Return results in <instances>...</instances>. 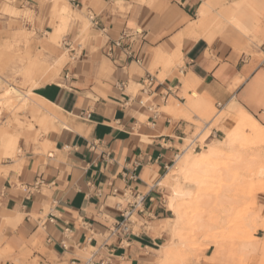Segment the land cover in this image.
I'll return each instance as SVG.
<instances>
[{
  "label": "crops",
  "instance_id": "0c3cea01",
  "mask_svg": "<svg viewBox=\"0 0 264 264\" xmlns=\"http://www.w3.org/2000/svg\"><path fill=\"white\" fill-rule=\"evenodd\" d=\"M56 1L0 0L2 46L20 41L4 4L33 17L31 93L6 88L41 120L8 132L16 159L0 142V264H153L186 141L201 148L228 132L235 103L264 125V0H62L66 24ZM226 27L242 34L219 36ZM59 59L51 79L40 63ZM256 210L264 216V194ZM128 211L129 231L115 230Z\"/></svg>",
  "mask_w": 264,
  "mask_h": 264
},
{
  "label": "rangeland",
  "instance_id": "374dc122",
  "mask_svg": "<svg viewBox=\"0 0 264 264\" xmlns=\"http://www.w3.org/2000/svg\"><path fill=\"white\" fill-rule=\"evenodd\" d=\"M62 5H64L63 1L57 0L56 2H53L52 9L54 8V6L60 7ZM8 6L9 4L3 5V7L1 8V15L4 14L10 15V20H9L10 28L11 29L17 28V30L13 31L11 40H20V41L18 42L14 41L11 46L4 47L2 46V44L5 42V40L0 39L1 148L3 143L2 137L4 132L15 134V132L13 133L11 131L13 127H19V128L25 127V123L21 122V120L28 121L29 127H33L32 121L41 122L39 115L35 113L30 107H27L26 98L20 99L18 97V99H13L14 95L10 94L6 88L8 87L7 84H9V85H14L17 88H20L24 92L30 89L31 81L25 79L24 77V73L26 69L25 54L28 50L37 49L34 40H30V37L32 36L33 33H30L26 28H24V24H26L29 21H33V17L31 16V13L28 10L26 11L19 10V14H18L19 16L15 14L6 13L5 8ZM13 8L17 9L15 6H13ZM68 13L69 12L61 13V15L63 16L62 22L63 19H66V15ZM193 17L196 18V16ZM56 19H57V23H59L60 20L58 16H56ZM64 24H66V22ZM227 30H235L240 34H242L234 27H226L223 30V32L219 34V36L224 35ZM57 31H60V28H58ZM65 33L66 31L60 34L58 38L57 48H59V53L67 52L62 48L63 47L62 39ZM35 52H37V50ZM66 54L68 55V52ZM8 73H10V75ZM37 73H38L37 71L34 73L36 74L35 81L48 82V77L46 76V74L43 73L37 74ZM3 97H5V99L8 98V100H5ZM30 97L31 96H29V98ZM1 99H4L5 101L4 100L1 101ZM9 99L12 101H10ZM238 109H232L230 107V110L234 112L235 123L230 128V130L224 133L220 138H216L212 141H209L207 145L202 143L201 148H196V145L194 143L191 144L190 139L186 141V144L189 146H187L185 151H183L182 154L180 155L190 154L195 152H205L206 149H208V146H218L223 151V154L220 158L214 161H210L205 166V169L201 171V173L195 175L192 183H186L184 175L181 176L179 175L178 181L175 179L178 175L176 176L172 175L171 172L175 162L173 163V166L170 169L171 175L169 176L171 180L172 189H171L170 197L168 198L166 203L167 208H169L170 210L169 207L170 200L172 199L173 192L177 184H180L181 186L183 185L182 187L185 190H188L191 193V195L189 196V199L187 197L186 199L183 200L181 206L183 209L182 214L187 222L186 224L187 227L185 226L186 229L184 228L185 230H183L182 232L183 235L181 239L182 238L183 239L182 240L178 239L177 236H175L172 231H167V239L165 244L172 243L177 248V253L174 256L175 258H171L167 264H264V250L255 251L252 247L250 248L249 246V244L259 245L264 243V232H263L264 228H260L257 231H254L252 228H247L246 230L250 231L252 239L251 237H249L248 240L246 239L247 244L249 242L247 248L241 247V244L244 239L241 229L244 208L252 205L253 203L252 200L248 198V193L250 191L251 185L247 182L246 179H244L247 176V174H249L250 172L248 167H246L249 165L245 166V163L247 164L248 161L257 158L256 151L258 146L251 138V135L248 134V131L245 130L243 127H240L241 125L236 121L237 117H239L240 114L242 113V111ZM217 113L218 110L214 107L212 110H209L205 115L202 114L201 117L205 123L212 120L217 115ZM28 115L31 116L32 121L28 120ZM200 126L202 128L204 127V124H200ZM260 149L261 148H259L258 150ZM19 154H21V149L17 147L12 155L9 154H4V155L16 159ZM240 158L246 159L243 165L242 164L238 165V162H236V160ZM262 194L264 193L258 194L257 196L259 197ZM222 195L223 197L225 195H227L228 197L223 198L221 197ZM224 200L227 201V202L225 201L226 204L222 202ZM230 200L232 202H230ZM185 206L187 208H185ZM250 210L251 212L254 213L253 205L250 208ZM196 213L198 214V217ZM227 214L230 217L229 216L227 217ZM196 217H197L196 221H198L199 217L201 218L203 217V220H205V222L207 223L209 222L210 224H213L214 229H212L210 226H207V223L198 224L194 219ZM169 218L172 219V222H176L177 220V217L171 212V210H170ZM223 221L226 222L227 224H225ZM196 223L201 228H199V226L196 225ZM220 225H223V228L217 229L215 227ZM208 228H210L211 230L207 234V231L209 230ZM199 229L201 230V233ZM160 249L161 247H159L154 254L153 264H156L154 262L156 261V257L158 256Z\"/></svg>",
  "mask_w": 264,
  "mask_h": 264
},
{
  "label": "bare ground",
  "instance_id": "6f19581e",
  "mask_svg": "<svg viewBox=\"0 0 264 264\" xmlns=\"http://www.w3.org/2000/svg\"><path fill=\"white\" fill-rule=\"evenodd\" d=\"M57 9L59 10L60 13H64V12H69V6L68 5H62L60 7H57ZM63 22H66V19H63ZM57 36H54L52 39L53 41H57V39L59 38V31L55 32ZM53 36V35H52ZM51 37V36H50ZM62 37V36H61ZM52 41V40H51ZM67 57V56H66ZM26 58V57H25ZM29 58V57H28ZM65 57H63L64 60ZM172 59V57H171ZM28 60V59H27ZM26 60V61H27ZM48 60V59H47ZM174 60V59H173ZM59 63L57 64L56 67H51L50 65L44 64V63H40L41 66V70L45 73H50L51 74V79L54 77H57L58 75V71L59 68L61 67V65L63 66V61L61 59H59ZM66 62V61H65ZM168 63H170L169 58H168ZM5 89V88H4ZM3 89V90H4ZM17 91V90H16ZM6 92V91H5ZM31 93V91H30ZM19 95V94H18ZM30 96V94H29ZM6 97V96H5ZM5 97H3L5 99ZM12 98V97H11ZM20 98V97H19ZM4 99H1L4 100ZM13 99H18L17 96H13ZM21 99V98H20ZM5 100H8L5 99ZM4 100V101H5ZM10 100V99H9ZM12 101V100H10ZM7 102V101H6ZM3 103V102H2ZM5 104V102H4ZM9 105V104H7ZM232 109H240V104L235 103L231 106ZM238 109V110H239ZM242 113L240 114L239 117H237L236 121L241 125H239L240 127H243L245 130L248 131V134L251 135V138L253 139V141L257 144V151H256V159H252L250 161L247 162L246 166L249 169V174H247V176L244 178L247 180V182L251 185L250 191L248 193V198H250L252 200V205H253V209H254V213L251 212L250 208L252 207V205L247 206L244 208V213H243V217H242V233H243V242L241 244L242 248H247L248 244H247V240L249 237H251V233L250 231L246 230L247 228H252L254 231L259 230L260 228H264V216H262L261 214H259L256 210V196L258 194L264 193V125L261 124L259 121H257L253 116H251L250 114H248L247 112H245V110H241ZM240 111V112H241ZM245 137V136H244ZM3 143H2V152H4V154H9L12 155L15 152V149L17 148V137L10 135L8 132H4L3 133ZM228 138V137H227ZM249 140V139H248ZM230 143V142H229ZM236 144V143H235ZM247 147V146H245ZM249 148V147H248ZM259 148H261L260 150H258ZM236 150V149H235ZM244 150V149H243ZM233 151V150H232ZM247 151V150H245ZM240 152V151H239ZM244 152V151H243ZM249 152V151H248ZM223 154V151L220 149V147L218 146H208V149H206L205 152H195V153H190V154H183V155H179L177 161L175 162L174 166L172 167V175H178L175 179L178 181L179 180V175H184L185 176V182L186 183H192L195 175L201 173L202 170L205 169V166L210 162V161H214L218 158H220ZM238 154V153H237ZM248 155V154H247ZM246 155V157H247ZM244 156V155H243ZM251 156V155H250ZM234 157V156H233ZM236 157V156H235ZM245 157V156H244ZM238 158V157H237ZM235 159V158H233ZM248 159V158H247ZM238 160V161H237ZM236 162H238L239 164H244L245 162V158L244 159H237ZM230 173V172H229ZM233 173V172H232ZM171 175V174H170ZM229 178V177H228ZM237 178V177H236ZM238 179V178H237ZM175 180V181H176ZM263 180V181H262ZM176 181V182H177ZM233 181V180H232ZM262 181V182H261ZM236 183V182H235ZM183 186V185H182ZM180 184H177L175 186V190L173 192V196L172 199L170 200V210L171 212L177 217L176 222H172V219H167L164 227V231H172L174 233L175 236H177L178 239H181L182 237V232L183 230H185V226L187 224L186 219L184 218L183 214H182V202L184 199H186L191 195V193L188 190H185ZM243 186V185H242ZM230 191V190H229ZM232 192V190H231ZM228 193V192H227ZM226 193V194H227ZM228 195V194H227ZM227 195H225L224 197H228ZM223 197V195L221 196ZM223 197V198H224ZM231 197V196H230ZM222 199V198H221ZM186 201V200H185ZM226 200L222 201L224 204H226L225 202ZM238 201V200H237ZM219 202V201H218ZM230 202H232L230 200ZM244 202V201H243ZM220 203V202H219ZM218 203V204H219ZM232 206V205H231ZM215 207V206H214ZM185 208H187L185 206ZM223 210V209H222ZM227 211V209H226ZM187 212V210H186ZM189 212V210H188ZM260 212V211H259ZM227 213V212H225ZM261 213V212H260ZM197 214V213H196ZM194 214V215H196ZM186 215V214H185ZM203 215V214H202ZM226 215V214H225ZM224 216V215H223ZM222 216V217H223ZM229 215L227 214V217ZM198 217V214H197ZM196 218L195 221H196ZM205 217V216H204ZM221 217V216H220ZM226 217V216H225ZM230 217V216H229ZM189 220V219H188ZM193 220V219H192ZM215 221V220H214ZM226 221V220H225ZM198 224H205L207 222H205V220H203V217H199L198 221H196ZM224 222V221H223ZM230 222V221H229ZM196 223V225H198ZM220 223V222H219ZM225 224H227L226 222H224ZM223 223V224H224ZM192 224V223H191ZM215 225V224H214ZM199 226V225H198ZM196 226V227H198ZM202 226V225H201ZM207 226H210L212 229H214L213 224H210L209 222L207 223ZM187 227V226H186ZM217 229L223 228V225L220 226H215ZM185 228V229H184ZM199 228H201L199 226ZM231 228V227H230ZM209 230L208 232L211 230L210 228H208ZM225 229V228H224ZM197 230V229H195ZM200 230V229H199ZM215 231V230H214ZM239 231V230H238ZM241 231V230H240ZM191 232V231H190ZM198 233V232H197ZM201 233V230H200ZM188 234V233H187ZM190 234V233H189ZM223 234V233H222ZM197 235V234H196ZM189 236V235H188ZM191 236V235H190ZM183 239V238H182ZM181 239V240H182ZM198 239V238H197ZM247 239V240H246ZM195 240V239H193ZM172 241V240H171ZM178 241V240H177ZM180 241V240H179ZM176 242V241H175ZM184 242V241H183ZM253 242V241H252ZM189 245V244H188ZM250 248L252 247L255 251L258 250H264V243L259 244V245H252L249 244ZM185 247V246H184ZM225 247V246H224ZM182 248V247H181ZM221 248V247H220ZM194 249V248H193ZM223 249V248H222ZM182 250V249H181ZM224 252V251H223ZM251 252V250H250ZM177 253V248L174 244L172 243H167L161 246V249L158 253V256L156 257V261L154 263L156 264H167L168 261L171 258H175V254ZM177 257V256H176ZM158 260V261H157ZM213 261V260H212Z\"/></svg>",
  "mask_w": 264,
  "mask_h": 264
},
{
  "label": "built area",
  "instance_id": "2783aa9c",
  "mask_svg": "<svg viewBox=\"0 0 264 264\" xmlns=\"http://www.w3.org/2000/svg\"><path fill=\"white\" fill-rule=\"evenodd\" d=\"M90 20L95 22V17L93 15H90ZM118 45H120L118 43ZM221 105V104H219ZM40 185V182H37L33 188H37ZM131 218V211L126 212L125 214V221L121 222L117 227H115V230L121 229L123 232H128L129 231V225L126 223L127 220ZM51 222H54V218H50ZM101 264H106V262H101Z\"/></svg>",
  "mask_w": 264,
  "mask_h": 264
}]
</instances>
